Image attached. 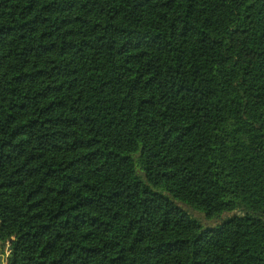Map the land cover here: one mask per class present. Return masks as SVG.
<instances>
[{"label": "trees", "instance_id": "trees-1", "mask_svg": "<svg viewBox=\"0 0 264 264\" xmlns=\"http://www.w3.org/2000/svg\"><path fill=\"white\" fill-rule=\"evenodd\" d=\"M0 243L264 264V0H0Z\"/></svg>", "mask_w": 264, "mask_h": 264}, {"label": "rangeland", "instance_id": "rangeland-1", "mask_svg": "<svg viewBox=\"0 0 264 264\" xmlns=\"http://www.w3.org/2000/svg\"><path fill=\"white\" fill-rule=\"evenodd\" d=\"M184 209H186L192 216L199 219L202 223L205 225H212L218 222L217 219H207L205 218L204 214L199 213L197 211L192 210L191 208H188L182 204H180ZM228 214H223L222 216H227ZM7 254H8V248L7 245H4L2 247L0 243V264H6L7 261Z\"/></svg>", "mask_w": 264, "mask_h": 264}]
</instances>
